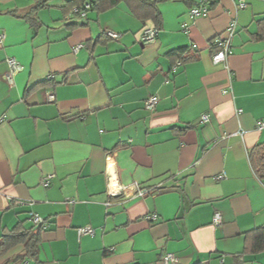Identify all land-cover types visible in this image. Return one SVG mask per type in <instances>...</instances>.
Returning a JSON list of instances; mask_svg holds the SVG:
<instances>
[{"label":"crops","instance_id":"0c3cea01","mask_svg":"<svg viewBox=\"0 0 264 264\" xmlns=\"http://www.w3.org/2000/svg\"><path fill=\"white\" fill-rule=\"evenodd\" d=\"M38 1L0 0V243L36 215L47 226L35 256L17 245L0 264H162L167 253L264 264L245 238L264 228V179L249 161L264 143V2L217 0L192 20L200 0H153L160 25L144 45L155 24L126 1L79 16L50 0L33 24L23 17ZM234 18L233 54L215 65L213 40ZM12 58L23 71L10 87ZM84 227L95 235L79 239Z\"/></svg>","mask_w":264,"mask_h":264},{"label":"trees","instance_id":"16d2710c","mask_svg":"<svg viewBox=\"0 0 264 264\" xmlns=\"http://www.w3.org/2000/svg\"><path fill=\"white\" fill-rule=\"evenodd\" d=\"M49 1L50 0L38 1L23 18L35 24L37 12L48 7L47 3ZM121 1L129 3L136 16H139L143 20H151L155 24V28H158L160 25V13L157 7L158 1L153 0H69L64 10L65 12L69 11L73 13H75L76 10L85 12L90 10L104 12L117 6ZM86 5H89L88 10L85 9ZM249 161L255 175L263 180L264 143L257 145L249 152ZM43 227L42 225L35 224V229L13 230L3 235L2 242L0 243V256L17 245H23L30 256H35ZM245 238L252 245V250L254 252H261L264 250V228H259L246 234Z\"/></svg>","mask_w":264,"mask_h":264},{"label":"built area","instance_id":"2783aa9c","mask_svg":"<svg viewBox=\"0 0 264 264\" xmlns=\"http://www.w3.org/2000/svg\"><path fill=\"white\" fill-rule=\"evenodd\" d=\"M264 2V0H259ZM217 2V0H200L194 7L191 8L189 11V16L192 20H196L198 18H203V17H208L211 11V6L214 5ZM239 9H245L247 8V0H239L238 4ZM85 9H89V5L85 6ZM76 14H79L81 16H85L86 12L85 11H75ZM185 30H187L186 25L184 26ZM238 27V22L237 19L234 18L230 24L228 25V28L226 29V32L222 36H218L213 40L212 46L216 48V53L213 55L212 61L215 65L219 64H226L228 62V59L232 56L233 54V48H232V41L233 38L236 34ZM158 34V29L155 27L152 28H145L141 34L140 41L142 44H149L152 43L156 40V36ZM105 35L111 39L118 40L121 38L120 34H116L114 32L107 31L105 32ZM4 36H1L0 39H2ZM80 48V47H78ZM8 64L10 67V72L6 75L5 81L7 84L12 87L14 85V77L23 71L22 65L16 60V59H9ZM54 77H49V80H53ZM49 100L54 101L55 100V95L51 94L49 95ZM159 102V98L157 96H152L150 97L146 102H145V109L148 111H153L157 104ZM238 113H242V110H239ZM202 122L207 123L209 121L208 116H203L202 117ZM264 129V121L259 122L257 124V130L261 131ZM238 136H243V132H239L236 134ZM52 179V176L48 177L45 181H43L44 185H48V182ZM223 177L219 176L216 178L217 181L222 180ZM134 189V193L137 194L139 197H143L148 193L146 189H140L137 185L132 186ZM120 191L126 192L127 189L125 187H121ZM146 220L149 222H155L158 220V216L153 214L150 216L146 217ZM33 223L36 225H42L46 227V222L39 216H34L33 217ZM222 223V218L220 213H216L214 217V224L215 225H220ZM78 237L81 239L82 237L85 236H93L95 235V230L91 227H84L80 228L77 230ZM161 263L162 264H178L179 259L173 255V254H165L161 258Z\"/></svg>","mask_w":264,"mask_h":264}]
</instances>
